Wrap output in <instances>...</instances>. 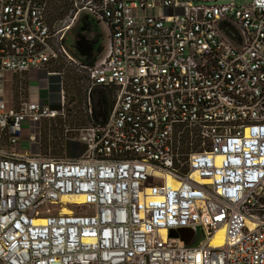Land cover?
I'll use <instances>...</instances> for the list:
<instances>
[{"label": "built area", "instance_id": "1", "mask_svg": "<svg viewBox=\"0 0 264 264\" xmlns=\"http://www.w3.org/2000/svg\"><path fill=\"white\" fill-rule=\"evenodd\" d=\"M222 1L70 0L60 17L0 0V86L63 57L113 97L56 158L32 148L60 111L0 94V264H264V0ZM83 21L110 30L90 67L65 45Z\"/></svg>", "mask_w": 264, "mask_h": 264}, {"label": "rangeland", "instance_id": "2", "mask_svg": "<svg viewBox=\"0 0 264 264\" xmlns=\"http://www.w3.org/2000/svg\"><path fill=\"white\" fill-rule=\"evenodd\" d=\"M201 1V0H200ZM218 3H223L222 0H217ZM244 1H238V4H243ZM70 0H54V8L56 5H66L64 13H60V17L65 16L69 9ZM63 9V8H61ZM75 26L73 32H70L65 41V45L70 53L74 50L75 43ZM102 32L100 45L102 46L101 54H104L109 43L110 30L104 22H101L98 26ZM93 33L86 34L87 37L92 38ZM100 56V55H99ZM51 71L54 73H60L58 77V89L59 94L53 95L51 99L52 108L58 109L60 112L55 118L44 119L40 127V145L33 146L32 151L42 154H50L52 156H67L73 157L79 156L80 146L79 144H72L71 153L70 146H68V140L75 137L78 133V129L87 127L92 123L90 116V108L92 107V101L89 100L88 88L89 83L87 80V74L85 71L79 69L78 66L70 63L67 59L60 57L56 63L51 65ZM46 75L42 73V78ZM41 79V78H40ZM4 85L0 86V94L7 100L14 101L17 105L23 99H28V77L19 78L11 74H5L2 77ZM12 85H11V84ZM44 83V82H43ZM47 83V81L45 82ZM44 83V84H45ZM61 92L64 96L63 102L61 98ZM63 103V105H61ZM24 134L29 133L28 130L23 131ZM44 138L47 140L48 147L44 146ZM54 143H64L65 149L61 155H58ZM49 206H45L44 209L48 210ZM50 208L56 210L57 206H51ZM44 216V215H40Z\"/></svg>", "mask_w": 264, "mask_h": 264}, {"label": "trees", "instance_id": "3", "mask_svg": "<svg viewBox=\"0 0 264 264\" xmlns=\"http://www.w3.org/2000/svg\"><path fill=\"white\" fill-rule=\"evenodd\" d=\"M65 8L66 5L58 6L59 13L63 14ZM83 32L86 33L83 34ZM88 33H93L92 38L86 36ZM101 37V33H99L97 30L93 31L91 29V25L86 21H83V24L77 28V32L75 34L74 50L71 54L74 55L82 65L89 67L93 66L97 61L98 53L102 50V46L100 45ZM88 94L89 100L92 101V107L90 108V116L92 121L98 124L105 123L113 108L112 92L103 87H94ZM46 142L47 140L44 138L43 143L45 148L48 147ZM54 145L58 155H61V153L64 152L65 144L54 143ZM52 157L57 158V156Z\"/></svg>", "mask_w": 264, "mask_h": 264}, {"label": "crops", "instance_id": "4", "mask_svg": "<svg viewBox=\"0 0 264 264\" xmlns=\"http://www.w3.org/2000/svg\"><path fill=\"white\" fill-rule=\"evenodd\" d=\"M56 76L57 75H52V76H45L42 78V73L29 74L27 76L28 81H29L28 82L29 83L28 84V97L32 100L41 101L42 103L48 104L52 107L53 106L51 104V99H53L52 96L60 93L59 92L60 90L57 87L58 77ZM46 81L47 83H45ZM10 100L11 98L6 100L8 104H16L14 101H10ZM26 135L27 133L24 134L21 144L15 147V150H17L19 153H25V147L27 146Z\"/></svg>", "mask_w": 264, "mask_h": 264}, {"label": "bare ground", "instance_id": "5", "mask_svg": "<svg viewBox=\"0 0 264 264\" xmlns=\"http://www.w3.org/2000/svg\"><path fill=\"white\" fill-rule=\"evenodd\" d=\"M64 201H70L71 203L81 204L82 198L81 197H65L63 198ZM62 213H69V209L66 207H63ZM38 223H41V220L37 221ZM223 244V231H219L215 237L211 241L212 246H220Z\"/></svg>", "mask_w": 264, "mask_h": 264}, {"label": "water", "instance_id": "6", "mask_svg": "<svg viewBox=\"0 0 264 264\" xmlns=\"http://www.w3.org/2000/svg\"><path fill=\"white\" fill-rule=\"evenodd\" d=\"M172 236H176V235H172ZM196 242V241H195ZM195 242L194 243H192V244H195Z\"/></svg>", "mask_w": 264, "mask_h": 264}]
</instances>
